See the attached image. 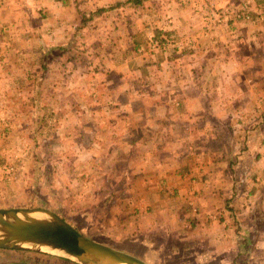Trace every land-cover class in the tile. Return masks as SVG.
Wrapping results in <instances>:
<instances>
[{
    "label": "rangeland",
    "instance_id": "1",
    "mask_svg": "<svg viewBox=\"0 0 264 264\" xmlns=\"http://www.w3.org/2000/svg\"><path fill=\"white\" fill-rule=\"evenodd\" d=\"M5 1L0 0V207L52 210L86 236L142 257L149 264H251L254 259H264L261 245L237 247L231 242L223 249L205 242L195 228L191 235L187 225L160 224L156 211L171 205L177 194L172 192L171 183L162 181L171 179L173 170L166 166L161 170L160 163L163 158L169 162L172 148L179 146L177 152H183L188 146L177 143L179 139L174 142L176 136L169 138L171 123H154L153 104L142 98L137 85L128 91L117 82L118 73L111 71L112 65L93 63L89 50H95L96 42H87L86 32L90 29L97 40L106 26L92 23L75 28L65 41L53 43L45 11L25 8L7 12L6 17L1 11ZM22 1L28 4V0ZM187 1L198 6L200 11L196 12L204 21L197 31L201 27L210 31L209 26L213 30V24L222 21L234 33L236 22L251 26L258 20L264 22V11L255 12L252 0H244L238 7L239 0H230L227 5L207 2V7L199 6L201 0ZM158 5L155 0L144 6H123L122 15L134 20L132 32L141 37L120 38L101 50L125 53L130 70L142 68L146 59L155 67L164 58L172 67L179 52L186 54L198 43L186 36L188 30L193 31L191 25L183 28L185 32L178 27L171 33L168 27L159 28V34L154 31L156 19L163 18ZM239 10H247L249 17L236 18ZM35 12L37 17L31 15ZM80 13L91 21L95 19L91 16L98 18L103 12ZM145 18L153 24L143 37L140 26ZM110 28V32L115 29ZM154 38L166 40L167 45L155 46ZM253 50L264 51V44ZM260 65L261 71L254 69ZM254 67L246 77L252 76L264 91V59ZM148 78L146 84L143 81L146 87H164L171 82L154 74ZM147 116H152L151 121ZM0 264L80 263L52 250L12 248L0 249Z\"/></svg>",
    "mask_w": 264,
    "mask_h": 264
},
{
    "label": "crops",
    "instance_id": "2",
    "mask_svg": "<svg viewBox=\"0 0 264 264\" xmlns=\"http://www.w3.org/2000/svg\"><path fill=\"white\" fill-rule=\"evenodd\" d=\"M148 1L155 0L139 3L135 0H28V4L22 0H6L1 4L4 7L1 11L6 12V17L7 12L25 8L45 11V23L50 21L49 40L53 43L65 41L75 28L83 29L92 23L106 26L101 28L97 40L90 29L86 32L89 34L86 41L96 42L93 43L95 50H89L94 55L93 63L102 61L112 65L111 71L118 73L117 82L124 84L126 90L131 91L137 85L142 98L150 99L149 105L153 104L154 123H171L169 138L176 136L174 142L179 139L177 143L181 141L188 146L183 152H177L179 146L172 148L173 157L168 163L165 158L160 163L161 170L165 166L173 170L172 178L162 181L172 184V192H177L171 205H162V209L156 211L162 219L160 224L166 227L167 223H172L177 228L187 225L186 228H191L190 234L195 228L205 242L223 246V249L225 243L231 242L237 247L250 243L256 248L257 245L264 247V226H259L264 222V118H259L264 117V91L262 86H256L252 76L246 77V73L264 59V51L253 50L257 44H264V22L255 21L254 26L236 22V33L228 30L222 21L213 24V30L209 26L210 31L202 27L197 31L196 27L204 24L197 13L198 6L187 0H156L157 11L162 8L163 18L156 19L154 31L168 27V31L175 32L174 27L192 26L193 31L188 30L186 36L191 35L189 37L198 44L186 54L179 52L172 67L164 58L158 60L155 67L146 59L138 71L130 70L126 68L129 57L125 53L118 55L114 49L102 51L101 48L120 38L141 37L137 31L132 32L134 20L128 21V15H122L121 9L130 4L144 6ZM201 1H198L199 6L207 7V2L227 5L230 0ZM243 2L239 0L235 6H242ZM250 5L255 12L264 11V0H252ZM81 11L92 15L103 13L98 18L91 16L95 19L88 21ZM145 12L149 9L145 8ZM31 15L37 17L36 12ZM145 20L140 26L143 37L153 24ZM111 26L115 28L112 32ZM256 68L261 71V65ZM152 74L171 82L163 84L164 87L144 86ZM133 79L141 80L140 85ZM145 87L149 88L150 95ZM2 105L1 102L0 107ZM146 118L151 121L152 116ZM251 264H264V259H254Z\"/></svg>",
    "mask_w": 264,
    "mask_h": 264
},
{
    "label": "water",
    "instance_id": "3",
    "mask_svg": "<svg viewBox=\"0 0 264 264\" xmlns=\"http://www.w3.org/2000/svg\"><path fill=\"white\" fill-rule=\"evenodd\" d=\"M0 247L60 249L80 264H149L142 257L86 236L62 216L38 207H0Z\"/></svg>",
    "mask_w": 264,
    "mask_h": 264
},
{
    "label": "built area",
    "instance_id": "4",
    "mask_svg": "<svg viewBox=\"0 0 264 264\" xmlns=\"http://www.w3.org/2000/svg\"><path fill=\"white\" fill-rule=\"evenodd\" d=\"M236 18H248L249 17V13L248 11H242V10H239L237 11V13L235 14ZM155 40L151 39V41H153V44L155 46H158V47H162L164 48L167 44H166V40H162V39H159V38H154ZM169 44V43H168Z\"/></svg>",
    "mask_w": 264,
    "mask_h": 264
},
{
    "label": "bare ground",
    "instance_id": "5",
    "mask_svg": "<svg viewBox=\"0 0 264 264\" xmlns=\"http://www.w3.org/2000/svg\"><path fill=\"white\" fill-rule=\"evenodd\" d=\"M43 249H48V248L44 246ZM50 250L55 251V252H58V253H61V254H65V255H67L69 257H72V258H75L73 255H68V254H66L64 251H62L60 249H50ZM117 264H126V263L121 262V263H117Z\"/></svg>",
    "mask_w": 264,
    "mask_h": 264
},
{
    "label": "trees",
    "instance_id": "6",
    "mask_svg": "<svg viewBox=\"0 0 264 264\" xmlns=\"http://www.w3.org/2000/svg\"><path fill=\"white\" fill-rule=\"evenodd\" d=\"M135 1H137V2L139 3L140 0H135ZM157 32H158V34H159V32H161V31H157ZM168 32L171 33L170 31H168Z\"/></svg>",
    "mask_w": 264,
    "mask_h": 264
}]
</instances>
